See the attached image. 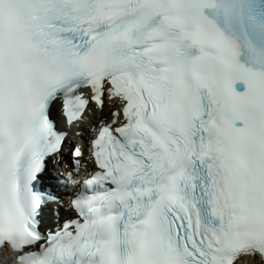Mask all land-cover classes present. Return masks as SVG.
I'll return each instance as SVG.
<instances>
[{
	"label": "snow or ice",
	"instance_id": "6c2138e0",
	"mask_svg": "<svg viewBox=\"0 0 264 264\" xmlns=\"http://www.w3.org/2000/svg\"><path fill=\"white\" fill-rule=\"evenodd\" d=\"M0 253L264 264V0H0Z\"/></svg>",
	"mask_w": 264,
	"mask_h": 264
}]
</instances>
